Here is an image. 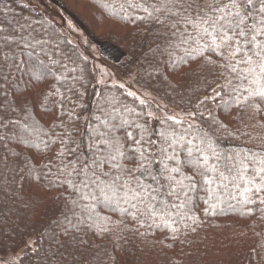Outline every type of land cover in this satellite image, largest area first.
<instances>
[{
	"label": "snow or ice",
	"instance_id": "snow-or-ice-1",
	"mask_svg": "<svg viewBox=\"0 0 264 264\" xmlns=\"http://www.w3.org/2000/svg\"><path fill=\"white\" fill-rule=\"evenodd\" d=\"M121 10L126 19L157 26L161 55L171 59L176 53L180 63L199 60L197 67L208 69L205 87H211V92L193 110L162 118L141 111L136 116L144 119L136 122L125 117L134 112L126 104L113 99L106 108L98 101L99 115L84 116V130L79 131L80 114L75 108H65L67 94L77 93L75 83L81 79L70 77L76 68L65 61L72 62L71 56L59 50L46 29L33 27V22L0 23V190L7 186L23 193L26 185L29 190L45 185L48 191L62 189L56 199L63 206L50 221L58 229L52 236L57 250L87 243L82 234L93 230H98L96 235L110 233V228L98 223L109 219L100 216V206L131 216L141 226V217L153 222L159 218L171 229L175 242L180 229L172 226L177 221L171 219V210H176L181 221H190L195 231L201 191L214 198L216 189L227 188L225 182L239 189L241 184L236 182L242 181L244 202L264 205V148L247 154L221 152L217 133L228 132V126L209 107L217 101L226 107L227 95L237 110L250 111L253 118L264 113V0H125ZM34 23L42 25L39 20ZM207 75L216 79L209 82ZM38 84L47 87L38 89ZM127 96L150 107L135 92ZM78 107L83 110V104ZM39 109L45 114L57 109L59 123L51 122L48 131L30 123ZM153 119L157 123L163 119L167 127L157 130L149 124ZM20 130L37 139H25ZM41 134L47 139H40ZM25 144L39 151L29 155L31 149H22ZM52 144L59 145L54 155ZM203 203L209 205L206 213L216 207L210 199Z\"/></svg>",
	"mask_w": 264,
	"mask_h": 264
},
{
	"label": "trees",
	"instance_id": "trees-1",
	"mask_svg": "<svg viewBox=\"0 0 264 264\" xmlns=\"http://www.w3.org/2000/svg\"><path fill=\"white\" fill-rule=\"evenodd\" d=\"M59 1L81 20L97 42L117 48L115 50L120 52V60L113 62L106 59L120 73L133 74L138 86L152 91L166 104L178 106L188 112L194 109L206 92H211V87H205L208 69L197 67L199 60L180 63L176 53H173L171 59L167 55H161L158 47L161 42L155 34L157 26L124 18L121 4L125 0ZM102 4L109 7H102ZM24 5L26 4L20 0H0V9H12L10 12L0 11V23L7 25L9 21L13 24L17 21L33 22V27L46 29L53 42L59 44V50L71 56L74 63L65 61L70 68H76L75 72L70 73V77L79 76L81 79L75 83L77 93L67 94L69 99L65 108H75L80 114L81 120L76 123L79 131L84 130V116L99 115L98 101L107 108V102L118 100L134 109L133 113H125L126 118L136 122L143 121L144 117L137 118L136 113L151 111V106H141L137 99L127 96V91L117 85L98 83L90 61L85 60L76 44L67 43L71 40L53 22L32 7ZM128 16H132L131 11ZM37 20L42 25L35 24ZM212 58L216 59L215 56ZM206 79L211 82L216 77L207 75ZM49 82L54 87L58 86L51 78ZM68 83H72L70 78ZM45 87L46 84L37 85L38 89ZM23 90L24 84L21 82V91ZM61 91L64 89L61 88ZM79 92L84 93L83 97L79 96ZM224 100L228 101L226 107L221 101L209 105L228 126V132L217 133L220 151L245 154L249 150L259 152L264 148V127L260 126L264 124V113L253 118L250 111L245 113L237 110V106L227 95ZM79 104H83V110L78 107ZM201 111L204 109L201 108ZM56 115L57 109H51L48 114L39 109L30 123L35 122L48 131L51 122L59 123ZM64 121L70 124L67 116H64ZM149 124L157 130L167 127L163 119L159 123L155 119L150 120ZM56 131L59 132L60 129ZM20 133L27 140L37 139L23 130ZM76 138L79 139L78 134ZM40 139L47 137L41 134ZM50 148L54 155L59 145L52 144ZM22 149H31L29 155L39 151L30 144L22 145ZM0 154H3L2 149ZM225 183L227 188L216 189L214 198H209L204 191L198 194L195 214L199 217V223L195 226V231L191 230L193 225L190 221H181L175 215L176 210H171V219L177 221L172 226L180 229L175 242L171 239V229L159 218L153 222L147 217H141L144 222V226H141L131 216H122L119 212H112L109 207L100 206V216L109 219L107 223L103 220L98 223L110 228V233L96 235L94 231L98 230H93L88 235L82 234L87 243L80 244L75 249L59 250L52 238L53 231L58 232V229L50 226V221L59 214L63 206V201L56 199L61 195L62 189L53 188L48 191L45 185L44 188L35 186L29 190L26 185L25 191L19 193L14 188L5 186L0 190V255H16L19 264H264V211H261L264 205L258 201L253 204L244 202L245 185L242 181L236 182L241 184L239 189L229 182ZM247 195L256 199L254 193ZM233 196L236 198L233 199ZM204 199H210V204H216V207L210 208L206 213L204 209L209 208V205L203 203Z\"/></svg>",
	"mask_w": 264,
	"mask_h": 264
},
{
	"label": "rangeland",
	"instance_id": "rangeland-1",
	"mask_svg": "<svg viewBox=\"0 0 264 264\" xmlns=\"http://www.w3.org/2000/svg\"><path fill=\"white\" fill-rule=\"evenodd\" d=\"M20 2L32 7L40 15H44L48 20L53 22L71 42L76 44L82 54L90 61L96 72L97 82H104L100 84L117 86L123 84L124 90L127 92H135L138 97L145 98L150 102L151 112L154 113L155 117H165L174 114L183 116L187 113L178 106L166 104L164 100L155 96L152 91L138 86L133 74L124 75L120 73L118 68L106 59L108 58L113 62H118L120 60V52L118 53V51L115 50L117 48L110 44L97 42L90 30L86 28L81 23V20L69 11L61 1L20 0ZM18 260L19 258L16 255H0V264H19Z\"/></svg>",
	"mask_w": 264,
	"mask_h": 264
}]
</instances>
